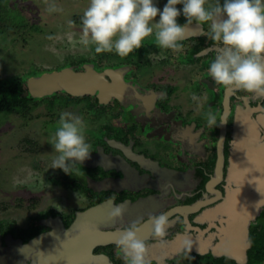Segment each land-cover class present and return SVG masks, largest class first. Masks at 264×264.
Wrapping results in <instances>:
<instances>
[{"label":"flooded vegetation","instance_id":"flooded-vegetation-1","mask_svg":"<svg viewBox=\"0 0 264 264\" xmlns=\"http://www.w3.org/2000/svg\"><path fill=\"white\" fill-rule=\"evenodd\" d=\"M153 2L161 11L167 4V0ZM223 2L220 0L221 5ZM177 8L182 12L183 5ZM185 22L181 14L178 23ZM204 27V32L197 30L181 41L179 51L162 50L149 37L125 58L115 52H82L79 57H70L67 66L74 70L89 66L103 74L107 86L101 94L58 91L36 98L27 85L4 88L17 86L27 99L21 111L3 112L19 115L23 122L44 102L47 112L35 119L44 127L33 131V139H25L36 149L31 150L23 166L26 177L19 178L35 185L45 183L56 192L57 202L33 215L28 226L19 228V223L12 220L0 221V261L21 264L16 245L10 240L27 242L53 230L58 222L69 227L79 212L101 203L126 206L123 217L118 218L121 224L111 229L138 222L150 264H196L199 260L226 258L213 257L210 249L201 254L196 247L204 242L216 244L220 239L224 225L220 219L226 217L220 208L235 188L229 175L235 156V129L249 120L264 135V97L228 91L212 81L207 69L216 49L207 35V25ZM71 53L76 54L75 50ZM208 112L217 115V126L207 125ZM62 113L82 119L92 152L83 163L75 162L68 174L51 168L56 155L53 136ZM40 137L43 147L36 141ZM230 210L235 212L236 208ZM262 210L264 205L257 216ZM161 213L168 214L172 222L163 247L153 238L149 223L151 216ZM253 231L264 233V229L249 226L251 244L244 264L249 263ZM93 253L107 255L113 264H124L122 255H117L116 243L98 245ZM31 261L32 256L26 260L27 264Z\"/></svg>","mask_w":264,"mask_h":264},{"label":"clouds","instance_id":"clouds-1","mask_svg":"<svg viewBox=\"0 0 264 264\" xmlns=\"http://www.w3.org/2000/svg\"><path fill=\"white\" fill-rule=\"evenodd\" d=\"M177 5H183L182 12ZM47 11L60 9L50 4ZM181 14L184 24L178 23ZM205 25L216 49L207 69L212 81L228 91L264 97V0H224L223 5L220 0H167L162 11L153 0H89L81 17V43L94 47L97 55L115 52L125 58L153 37L158 48L179 51L180 42L197 30L204 32ZM206 122L210 127L217 126V115L208 112ZM52 148L56 155L51 168L66 174L77 165L75 162L83 163L90 157L91 145L86 142L80 117L60 115ZM125 212V205L116 206L110 217L122 218ZM149 223L153 238L163 247L167 229L172 226L168 214L151 216ZM141 227L132 222L115 241L124 264H150L148 246L139 236Z\"/></svg>","mask_w":264,"mask_h":264},{"label":"rangeland","instance_id":"rangeland-1","mask_svg":"<svg viewBox=\"0 0 264 264\" xmlns=\"http://www.w3.org/2000/svg\"><path fill=\"white\" fill-rule=\"evenodd\" d=\"M50 4L60 11L49 13ZM88 6L89 0H0L1 87L18 84L25 88L30 76L65 67L78 53L94 52V47L81 43V17ZM40 105L24 122L19 115L0 112V221L12 220L19 228L57 202L56 192L45 183L35 185L19 178L26 177L23 166L36 149L25 139H33V131L44 127L35 120L47 112L44 102ZM36 141L39 147L43 138ZM251 225L264 229L263 210ZM254 264H264V260Z\"/></svg>","mask_w":264,"mask_h":264},{"label":"water","instance_id":"water-1","mask_svg":"<svg viewBox=\"0 0 264 264\" xmlns=\"http://www.w3.org/2000/svg\"><path fill=\"white\" fill-rule=\"evenodd\" d=\"M26 85L30 95L39 98L58 91L72 95L93 94L95 91L101 94L107 83L102 73L89 66L83 71L65 66L30 76ZM262 122L264 126V118ZM235 136V156L229 171L235 188L234 194L227 196L220 208L221 213H226V217L220 219L224 222L220 239L216 244H199L196 252L205 254L210 249L213 257H226L244 264L246 250L251 244L249 226L259 207L264 205V135H260L259 127L248 120L237 125ZM232 206L236 208L235 212L230 210ZM113 208L109 203H101L79 212L69 227L58 222L53 230L27 242L10 241L16 245V252L22 251L21 264H27L30 256V264H113L107 255L93 253L98 245L115 243L122 230L119 227L111 229L121 224L118 218L110 217ZM11 255L8 254V258ZM5 260L1 259L0 264ZM7 263L16 264L9 259Z\"/></svg>","mask_w":264,"mask_h":264},{"label":"trees","instance_id":"trees-1","mask_svg":"<svg viewBox=\"0 0 264 264\" xmlns=\"http://www.w3.org/2000/svg\"><path fill=\"white\" fill-rule=\"evenodd\" d=\"M17 88L15 86L5 90L4 87H0V112L21 111L27 99L21 96V92ZM251 239L253 247L249 252L248 264L262 262L264 260V233L259 234L253 231ZM209 262L210 264H236L233 260L226 258H213Z\"/></svg>","mask_w":264,"mask_h":264},{"label":"bare ground","instance_id":"bare-ground-1","mask_svg":"<svg viewBox=\"0 0 264 264\" xmlns=\"http://www.w3.org/2000/svg\"><path fill=\"white\" fill-rule=\"evenodd\" d=\"M16 253L19 254V256L22 255V251L21 250H18Z\"/></svg>","mask_w":264,"mask_h":264}]
</instances>
